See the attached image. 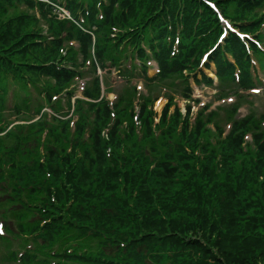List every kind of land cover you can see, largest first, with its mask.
<instances>
[{
    "label": "trees",
    "instance_id": "16d2710c",
    "mask_svg": "<svg viewBox=\"0 0 264 264\" xmlns=\"http://www.w3.org/2000/svg\"><path fill=\"white\" fill-rule=\"evenodd\" d=\"M13 1L0 0V18H3L0 21V73L15 72L11 65L14 62L25 66L31 75L37 71L39 77H54L59 90L70 80L65 67L56 69L52 63L41 67L33 65L54 61L58 56L57 40H50L42 33L41 20L35 15H9L8 10L19 3V0ZM110 1L108 8L102 4L104 16L101 19H95L94 6H90L87 16L83 11L93 25L89 29L91 33L77 26L76 21H80L74 18L76 0L67 5L73 18L65 19L69 34L81 39L84 56L89 54L87 47L94 46L92 66L104 68L107 59L117 63L118 57L112 49L118 51V45L123 41L114 42L113 38L117 36H109L111 26L115 25L135 28V38L141 36L147 42L153 41L151 36L157 37L161 52L156 53L154 49L152 52L160 61V76L182 75L180 66L189 61L193 48H187L179 57H169L162 17L164 4L173 16L176 7L180 4L181 9L183 2ZM194 1L198 2L184 0L182 11L185 23L182 39L186 46L198 39L196 33L192 36V25L198 12L197 9L194 11V6L198 5ZM116 2L119 3L117 10ZM216 2L233 21L242 20L245 11L253 7L245 0ZM38 4L41 18L49 22V29H53L48 15L50 5ZM256 4L260 5V2ZM209 13L213 14L210 10ZM205 17L201 16L198 34L208 30L206 19L210 20L211 16ZM55 20L57 27L65 22L56 17ZM149 27L153 28V34ZM92 33L95 34L94 42ZM202 41V47H205L213 39L203 38ZM226 42L228 49L234 51L237 48L234 56L243 69L240 85L250 84L243 46L234 35ZM212 53L210 58L215 62L220 85L232 83L234 65L223 59L219 49H213ZM68 55L74 62V51L70 50ZM196 62L197 59L194 64ZM205 79L212 83L209 77ZM100 94L99 81L95 79L93 86L85 90V95L96 101L87 103V112L81 107L82 101L77 102L81 115L72 139L67 135L63 137V131L56 134L53 129H48L50 139L44 144L43 159L40 154L38 159L34 154L32 164L25 163L31 153L20 152L19 143L5 159L0 158V189L9 204L2 213L9 212L16 221V233L41 238L51 247L57 245L54 254L59 261L55 264H264V129L260 121L251 116L234 120L230 133L224 139H218L214 148L208 137L210 128L201 116L189 132L184 121V128L178 134L174 117L167 122L164 116L161 120L164 129L154 138L150 128L152 114L143 105L140 119L145 133L137 139L133 115L129 111L130 98L119 96L118 104L125 100V106L111 126L109 139L113 146L111 154L106 155V143L99 130L110 117L108 105L100 99ZM3 97L4 93L0 92V110L4 107ZM92 108L97 118L84 138V119ZM14 110L15 114L26 112L25 100L16 103ZM234 112L235 109L230 111L228 118L231 116L232 119ZM213 115L210 114L206 121ZM121 116L127 118L131 128L123 131L122 138L118 132ZM1 119L0 115V130L4 124ZM28 127L38 140L36 135L40 126L30 123ZM215 128L220 136L222 128L217 124ZM245 131L253 134L257 160L250 154L251 150L246 155L241 150ZM146 145L149 146L147 150ZM194 149H199L202 156L194 154ZM176 155L181 160L180 168L170 167L168 163L169 158ZM2 166H6V170ZM2 205L0 203V208ZM31 215L38 219L30 218ZM5 238L0 236L1 240ZM107 246L115 248L114 255L104 250ZM36 254L37 250L21 254L20 263L33 264L39 260ZM12 258V253L6 255V259L13 261Z\"/></svg>",
    "mask_w": 264,
    "mask_h": 264
},
{
    "label": "rangeland",
    "instance_id": "374dc122",
    "mask_svg": "<svg viewBox=\"0 0 264 264\" xmlns=\"http://www.w3.org/2000/svg\"><path fill=\"white\" fill-rule=\"evenodd\" d=\"M260 2H261L260 7H256V8L252 7L250 10L245 11L244 15L248 18V17H252V13L257 11L258 9L261 12V10L264 9V0H260ZM19 12L25 13L24 10L21 9V7H19L17 9V11L11 12L10 15H16ZM260 30H264V25ZM260 38L264 42V33H262V35H260ZM104 77L105 76H103V78ZM170 81H163L161 84L172 87V84L170 83ZM52 85H53L52 82H50L46 85V86H49L48 90L53 91ZM12 87H13V84L11 83L10 88L12 89ZM105 87L110 88L111 90H115L117 92H120L124 88V82H123V80H119L117 85H115L114 87L109 86V84H106ZM218 88L220 89V87H218ZM218 88L204 86V85H202L200 87L194 86L193 97L196 98V96H200L203 100L202 102L209 101L211 94L213 92L221 93V91H219ZM230 90L233 91V89L230 88L229 90H227V92H230ZM155 92L158 93V90H155ZM21 94L23 95L25 93L23 91H21ZM232 94H234L236 96L235 93H232ZM176 96L178 99L176 101L179 104V106L181 107V109L183 110L185 100L180 98L179 94H176ZM236 98H237V96H236ZM31 99H32V105L30 106L29 113H27V114L21 115L19 117H15L11 113L4 114V113H6V111H4V113H3L4 124H2V129L0 130V158L5 159V156L10 152V150L17 143H19V151L20 152L31 153L27 156V160L25 161V163H27L29 165L32 164L34 154H36V158L38 159L39 151H41L40 150V141L35 140L34 135L29 132L28 123L21 121L20 118L26 119L27 121H29L31 119L36 120L40 116L41 112H43V114L41 115V118L48 116L49 112H47V110H45L46 108H48L47 107L48 100L43 95H39L36 92H31ZM226 101L231 102V103L235 102L234 100L229 101L228 99H226ZM237 102H238L239 106L241 107L239 109V113H238L239 116H245L246 115V116L254 117L255 119H258L259 121L261 120V114L264 113V92L261 94H258V95H252L249 97H244L240 100H237ZM7 103L11 104L10 101H8ZM65 103L66 102L64 99L62 101L59 100L58 104H60V105L56 106L54 109H58V110L62 109L61 104L64 105ZM162 103L163 102H160V104L158 105V108L161 107ZM33 109H38V111L35 112L34 115L32 114ZM193 110L194 111L196 110L195 106L193 107ZM58 114H60L62 116L65 115L63 112H59V111H58ZM223 122L224 121H221L220 124L223 125ZM41 125L50 126L54 130L59 131L60 126H61V122H57V121L48 117L46 119V121L43 122ZM263 125H264V121H263ZM228 126H229V124H225L226 128H228ZM211 132H214V131L211 129ZM37 135L40 136L39 132L37 133ZM16 137H19V139H17ZM49 139L50 138H47V141ZM215 139H216V137H214L212 139V141H215ZM245 139L250 140V137L246 136ZM247 149L248 150L251 149L250 142L247 144ZM250 154L252 155L254 160H257V156H256L255 151H252ZM2 167L6 170V166H2ZM0 203H3L1 208L3 207L4 209H7V207L9 206V204L6 202L5 195L3 194L1 189H0ZM1 208H0V210H1ZM3 218H4V216L2 214H0V225L2 224ZM30 218L38 219V217H34L33 215H31ZM15 223H16V221L13 218H11V216L8 212V217H7V221H6L7 226L14 228ZM11 233H14V232H11ZM17 236L19 237L20 235H17ZM17 236L15 235L14 236L15 238L6 237L4 240H0V264H21L22 262L20 263V260L16 261V259L19 258L20 254L23 252L33 253L35 250H37L36 256L38 257L39 260H37L33 264H53V263H56L57 261H59L56 257H53L50 254L48 249H42V240L40 238H38V237L24 238L22 236H20L18 238ZM104 250H106V252L111 254V255H114V253H115L114 247H108L107 246L104 248ZM11 253L13 254V258H12V259H14L13 261L6 259V255L11 254ZM92 257H94V256H92ZM146 261L149 262L148 259H146Z\"/></svg>",
    "mask_w": 264,
    "mask_h": 264
}]
</instances>
